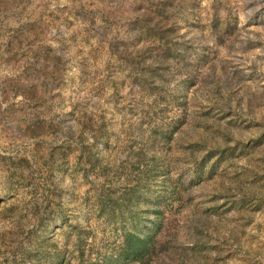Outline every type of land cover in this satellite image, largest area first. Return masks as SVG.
Returning a JSON list of instances; mask_svg holds the SVG:
<instances>
[{"label": "rangeland", "instance_id": "obj_1", "mask_svg": "<svg viewBox=\"0 0 264 264\" xmlns=\"http://www.w3.org/2000/svg\"><path fill=\"white\" fill-rule=\"evenodd\" d=\"M0 264H264V0H0Z\"/></svg>", "mask_w": 264, "mask_h": 264}]
</instances>
